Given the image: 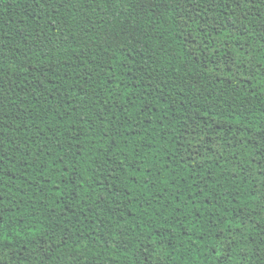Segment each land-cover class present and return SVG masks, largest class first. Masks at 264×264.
<instances>
[{"label":"trees","instance_id":"16d2710c","mask_svg":"<svg viewBox=\"0 0 264 264\" xmlns=\"http://www.w3.org/2000/svg\"><path fill=\"white\" fill-rule=\"evenodd\" d=\"M0 264H264V0H0Z\"/></svg>","mask_w":264,"mask_h":264}]
</instances>
